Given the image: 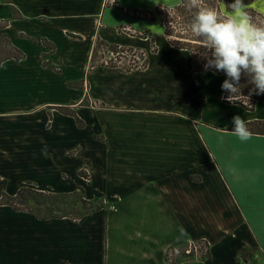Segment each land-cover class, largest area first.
Here are the masks:
<instances>
[{
  "label": "crops",
  "instance_id": "crops-1",
  "mask_svg": "<svg viewBox=\"0 0 264 264\" xmlns=\"http://www.w3.org/2000/svg\"><path fill=\"white\" fill-rule=\"evenodd\" d=\"M120 3L0 0V37L24 54L0 64V198L27 185L83 187L107 205L74 220L0 204V264H169V247L204 236L216 238L209 264H264L255 258L264 250V134L241 141L228 129L235 115L264 120V102L253 110L225 102L226 76L195 72L190 51L163 27L141 39L119 30L121 21L102 33V22L98 38L150 49L148 64L88 67L95 17ZM249 7L264 16V0ZM87 161L90 180L80 173Z\"/></svg>",
  "mask_w": 264,
  "mask_h": 264
},
{
  "label": "trees",
  "instance_id": "trees-1",
  "mask_svg": "<svg viewBox=\"0 0 264 264\" xmlns=\"http://www.w3.org/2000/svg\"><path fill=\"white\" fill-rule=\"evenodd\" d=\"M220 1L226 2L227 10H232L231 4L233 0H203V6L208 7L210 4L211 8L216 10L218 13L222 14V16L224 17L229 16L227 13L220 11V7H219ZM253 1L254 0H243V4L244 6H246L245 12L247 13L248 16L251 17L252 22L254 24H257L259 26H262L261 24H263L264 26V16L261 13L257 12L256 10H254L253 8L249 7V5ZM184 10H185V14H184ZM156 11L162 16V25L165 27L164 35L168 38L171 44H173L175 47L184 48L190 51L193 57V66L195 72L205 71L204 64L206 63V58L204 56V52L206 51V49L203 47L202 41L197 39V37L193 38L194 34H192V36H188L187 34H185V32L182 31L183 29H187V27L190 29V25L193 22L196 12L198 10L194 8L190 9L188 7L187 0H182L179 4L173 7L158 5ZM175 15L177 17H175ZM172 18L174 21L181 23L184 26V28L182 27L183 29L177 30V27L175 25L172 28H169L167 21L171 22ZM101 45H107L110 48L120 47L119 45L109 44L107 41L97 38L94 45V52ZM197 45L198 48H201L200 50L197 49ZM129 48L132 49L133 47H129ZM156 49L157 48L155 47L153 51H155ZM11 57H14L17 60H19L24 57V54L19 49L14 47L6 36H2L0 37V64L5 59ZM144 62H145L144 66H137V68L142 69L147 67L148 64L147 57L145 58ZM98 64H104V63H100V62L95 63L93 61V56H92L89 66L93 67ZM106 65L118 66L117 64H114L112 62L107 63ZM132 69H135V67H129L126 70L125 69L122 70L130 71ZM210 71L216 74H222L226 76V74L223 71H215L214 69H210ZM249 81L250 78L242 74L240 80L241 92H240V96L238 97L239 101H237L236 103L241 104L248 110H253L257 102L259 101L264 102V94L257 95L255 92H253L252 89L254 88V85ZM227 95L228 93L224 92V97H226ZM224 101L229 102L226 99H224ZM61 109L63 110V112L72 113L77 117L74 111H69L68 109H64L62 107ZM77 119L79 120V124L82 125L83 122L81 121V119H79L78 117ZM245 123H246V127L249 129L251 133L264 134V120L256 119V120L247 121ZM228 129L234 130V125L229 126ZM87 167H89L88 161L86 162V165L84 166V168L81 170L80 173L83 177L90 180L89 174L87 173V169H86ZM0 204H8L12 206L15 210L33 212L39 218H43V219L69 217L74 220H79L89 212L97 211L104 207V203L102 199L88 198L86 196L83 187H79L71 192L52 193L49 191L36 189L31 185L23 186L18 190L17 194L14 196H10L6 192H3V195L0 198ZM30 204H34L35 206L32 207ZM20 205H24V206H20ZM204 242L208 243L206 240H204ZM185 247L186 246H184L183 248L184 254L186 253ZM207 251L208 252L204 257V260H210L212 258V250L210 249L209 251L208 249Z\"/></svg>",
  "mask_w": 264,
  "mask_h": 264
},
{
  "label": "clouds",
  "instance_id": "clouds-1",
  "mask_svg": "<svg viewBox=\"0 0 264 264\" xmlns=\"http://www.w3.org/2000/svg\"><path fill=\"white\" fill-rule=\"evenodd\" d=\"M190 9H197L190 25L191 32L201 39L206 49L204 70L223 71L226 79L222 91L231 103L239 101L242 74L250 78L257 95L264 94V26L252 22L243 11V0H233V15L224 17L216 10L203 6V0H187ZM234 135L247 141L252 133L240 115L233 117Z\"/></svg>",
  "mask_w": 264,
  "mask_h": 264
},
{
  "label": "rangeland",
  "instance_id": "rangeland-1",
  "mask_svg": "<svg viewBox=\"0 0 264 264\" xmlns=\"http://www.w3.org/2000/svg\"><path fill=\"white\" fill-rule=\"evenodd\" d=\"M120 1H121L120 8H118L116 10V12L110 11L108 8L107 10L105 9L106 10L105 17H103V14L97 15L95 17V21H94L95 23H96V19L98 18L97 23L94 24V28H93V33L95 32L93 39L95 41L98 38V35H100L99 31H100V27H101L102 22H103V25H105V28L104 29L102 28V30H101L102 33L108 32L109 34H111V32L114 30L113 29L114 21H121V23H124L126 25L120 26L119 30L128 32L129 36H136V37H140L141 39L143 38L142 35H147L151 32L155 33V31H157L161 27H163V29L165 28L162 25V16L159 13H157V11H156V8L158 5L164 4L161 0H157L158 3H156L154 5V7H152V8L149 7V5H152L151 0H120ZM154 1H156V0H154ZM163 6H166V5H163ZM222 6L225 7V10L222 9ZM168 7H171V6H168ZM208 7L211 8V5L209 4ZM219 7H220V11H222V12L226 13V11H228L226 9L227 7H226L225 1H220ZM184 14H185V10H184ZM175 17H177V16L175 15ZM176 20H177V18H176ZM131 21L132 22L135 21V23H138L140 25H142V24L146 25V22H147V23H149V29H151V30H146V29H141V28H140L141 30L134 29L127 24V23H130ZM172 21H171L172 23L167 21L169 28H172L174 25L177 27V30L184 28V26L181 23L174 21L173 18H172ZM261 25L263 26V24H261ZM129 28H131V29H129ZM187 29H183L182 31L185 32V34H187L188 36H192L193 33L191 32V30L188 27H187ZM90 33H91V30L89 29V31L87 32V35H89ZM149 37H150V34H149ZM195 37L196 36L194 35L193 38H195ZM86 39L87 38H85L83 42H76L75 45L79 48H82V45L86 43L85 42ZM197 39L201 40L198 37H197ZM150 43H152V42H150ZM87 44H89V42ZM109 44L117 45L116 43H109ZM152 45L153 46H152L151 51H153L155 47L158 49V45L156 42H154ZM119 46L120 47H118V48H115V47L110 48L107 45H101L99 48H97L95 50V52H94V48H93L94 53L91 55V57L93 56V61L95 63L100 62V63H104L106 65L107 63L112 62V63L118 65L115 67H119V68H122L125 70L129 67H135V69H139V68H137V66H144V64H145L144 61H145L146 57L149 60V55L151 53L150 49L149 50L137 49V48L130 49L129 48L130 46H128V47L127 46H121V45H119ZM197 49L200 50L201 48H198V45H197ZM75 52H77L79 54L80 51H78L76 49ZM79 56L80 55H78L76 57H79ZM83 57H85V56H83ZM90 61H91V59H90ZM69 63H70V65H69L70 71L77 72L79 70L78 69L79 66H78V63L76 60L71 59V60H69ZM89 65H90V62L88 64V67H89ZM142 69H144V68H142ZM233 144L235 146H239L235 143H233ZM30 205L32 207L35 206L34 204H30ZM239 205L240 204L238 202V206ZM20 206H24V205H20ZM105 207H107V205L104 203L103 208H105ZM109 207L112 208L113 206L108 205V208ZM93 212H95V211H92L89 213H93ZM258 225H259V222H258ZM201 240H203V241H201ZM204 240H206L208 243L204 242ZM215 240H216V238L214 239V238H211L208 236H204V238L201 237V238H198L196 240H192L190 242H187L183 245L171 246L166 251L165 260L169 264H180V263L188 264V263H196V262L199 264H207L209 260H204V257L206 255V253L208 252L207 251L208 249H209V251L211 249L212 253H213V246H214ZM250 244H251L250 242L246 243V241H245L243 246H246L247 248H249ZM184 246H186L185 247L186 248L185 254L183 253ZM189 250H191V252H189ZM263 253H264V250L262 251V254H261V250H259L256 252L257 255L255 253L253 254V256L256 255L255 258L257 259V263H259L261 258L264 259ZM212 257H213V255H212ZM254 260L255 259H253V261Z\"/></svg>",
  "mask_w": 264,
  "mask_h": 264
},
{
  "label": "built area",
  "instance_id": "built-area-1",
  "mask_svg": "<svg viewBox=\"0 0 264 264\" xmlns=\"http://www.w3.org/2000/svg\"><path fill=\"white\" fill-rule=\"evenodd\" d=\"M191 250H189V252H190Z\"/></svg>",
  "mask_w": 264,
  "mask_h": 264
}]
</instances>
